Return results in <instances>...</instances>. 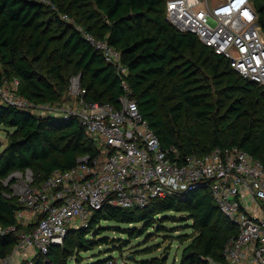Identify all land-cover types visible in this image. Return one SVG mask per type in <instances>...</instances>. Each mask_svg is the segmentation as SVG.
Here are the masks:
<instances>
[{"label":"trees","instance_id":"16d2710c","mask_svg":"<svg viewBox=\"0 0 264 264\" xmlns=\"http://www.w3.org/2000/svg\"><path fill=\"white\" fill-rule=\"evenodd\" d=\"M167 1L0 0V82L18 80L20 95L41 107L60 104L71 79L78 77L88 102L119 107L127 94L123 80L77 29L81 26L121 53L131 96L164 148L176 146L183 156H204L217 148L237 147L264 165V88L236 72L195 34L171 25ZM251 2L264 32V0ZM0 126L12 130L0 155V181L31 169L40 185L56 170L75 168L81 157L95 160L101 155L75 117L0 105ZM3 190L0 226L22 228L16 213L24 206ZM170 221L192 223L191 234L166 238L188 243L180 264L224 263L226 246L238 235L210 190L202 187L154 200L141 210L105 206L86 227L69 231L62 246L38 255L34 264H71L73 258L74 264H106L114 258L85 260L80 254L111 243L99 238L108 231L125 234L128 243L154 228L158 234L167 232L164 223ZM16 244L17 236L0 238V256H9ZM168 253L142 264H167Z\"/></svg>","mask_w":264,"mask_h":264},{"label":"built area","instance_id":"2783aa9c","mask_svg":"<svg viewBox=\"0 0 264 264\" xmlns=\"http://www.w3.org/2000/svg\"><path fill=\"white\" fill-rule=\"evenodd\" d=\"M166 17L180 32L195 34L236 72L264 88V32L251 0H168ZM63 20L74 24L68 16ZM77 29L115 68L127 94L119 99V107L88 102L87 90L73 77L71 95L76 104L40 108L20 95L18 80L0 82V105L75 117L101 152L95 160L81 157L71 170H56L40 185L31 169L5 180L6 185L15 183L11 189L18 190L24 209L16 213L22 228L0 226V238H18L12 253L0 256V264H34L38 255L62 246L69 231L86 227L105 206L141 210L154 200L202 187L210 190L221 213L238 228L220 264H264L263 163L237 147L217 148L204 156H183L176 146L164 148L131 96L129 69L121 53L81 26ZM106 264L120 263L110 259Z\"/></svg>","mask_w":264,"mask_h":264},{"label":"rangeland","instance_id":"374dc122","mask_svg":"<svg viewBox=\"0 0 264 264\" xmlns=\"http://www.w3.org/2000/svg\"><path fill=\"white\" fill-rule=\"evenodd\" d=\"M209 1L214 2L215 0ZM71 85L72 79L69 84L68 92L64 96L63 101L60 104L52 106V108H68L77 103V100L71 95ZM40 108H37L35 110L36 114H47V111L45 112V110H41ZM9 132H12V130L0 126V142L2 143L0 155L8 145ZM13 184L15 183H12V181L9 182L8 185L5 184V181H0V188L2 187L4 189L3 193H8L12 195V197L18 199V190L11 189L13 188ZM170 216H174V214H171ZM176 216L179 217L180 215ZM103 224H105L106 227L110 226V224L107 223ZM191 224L192 223L190 221L166 222L164 223V227L168 230L167 232L158 234L156 233L154 228L149 230L143 237L132 239L128 243L124 241L127 239L125 234H120L117 231H108L99 238L107 237L109 238L111 243L99 245L94 251L81 253L80 256H82V258L85 257V260H90L91 258L102 255L103 258L112 257L116 259L120 264H142L144 260L160 258L162 254H164V252L168 251L169 253L166 254L167 264H180L183 250L186 248L188 243L181 244L177 239L172 241L171 239L166 238H169L168 236L177 238L184 234H191L192 229L189 228ZM115 229L116 228H112V230ZM148 235H153L154 237L147 238ZM158 246H160V248ZM73 259L71 261V264H74ZM15 264L19 263L16 262Z\"/></svg>","mask_w":264,"mask_h":264}]
</instances>
